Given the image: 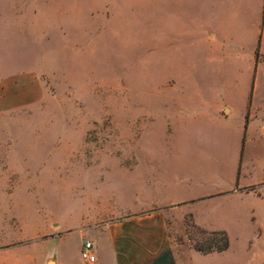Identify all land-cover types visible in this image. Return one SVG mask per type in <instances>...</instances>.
Wrapping results in <instances>:
<instances>
[{"label": "rangeland", "instance_id": "rangeland-1", "mask_svg": "<svg viewBox=\"0 0 264 264\" xmlns=\"http://www.w3.org/2000/svg\"><path fill=\"white\" fill-rule=\"evenodd\" d=\"M45 37L0 35V264H84L78 242L98 247L109 227L145 216L163 218L174 264H264V212L227 250L203 253L196 245L221 240L214 229L189 204L161 203L181 185L179 159L219 150L207 145V85L218 84L203 80L207 67L145 65L155 52L135 44L75 49ZM256 193L264 210V183ZM220 212L207 206L216 221Z\"/></svg>", "mask_w": 264, "mask_h": 264}, {"label": "crops", "instance_id": "crops-1", "mask_svg": "<svg viewBox=\"0 0 264 264\" xmlns=\"http://www.w3.org/2000/svg\"><path fill=\"white\" fill-rule=\"evenodd\" d=\"M36 32L75 49L154 50L141 58L145 65L207 67L203 80L218 82L207 85V145L219 150L179 159L173 170L181 185L161 203L189 204L200 226L229 236L254 225L264 212L256 193L264 183V0H0V35ZM234 81L246 84L229 87ZM210 205L221 209L219 221L207 215ZM166 227L155 216L114 224L102 245L92 241L95 264H174Z\"/></svg>", "mask_w": 264, "mask_h": 264}, {"label": "trees", "instance_id": "trees-1", "mask_svg": "<svg viewBox=\"0 0 264 264\" xmlns=\"http://www.w3.org/2000/svg\"><path fill=\"white\" fill-rule=\"evenodd\" d=\"M194 226L197 228H201L198 226L196 223H194ZM205 230V229H203ZM209 231V230H205ZM214 235H218L221 240L213 239L210 241L207 246H201V245H196V248L203 252V253H210L214 251H224L227 250L230 247V239L227 231L225 230H213L210 231Z\"/></svg>", "mask_w": 264, "mask_h": 264}, {"label": "built area", "instance_id": "built-area-1", "mask_svg": "<svg viewBox=\"0 0 264 264\" xmlns=\"http://www.w3.org/2000/svg\"><path fill=\"white\" fill-rule=\"evenodd\" d=\"M80 258L86 264H95L97 255L94 252V244L91 240H86L80 251Z\"/></svg>", "mask_w": 264, "mask_h": 264}, {"label": "bare ground", "instance_id": "bare-ground-1", "mask_svg": "<svg viewBox=\"0 0 264 264\" xmlns=\"http://www.w3.org/2000/svg\"><path fill=\"white\" fill-rule=\"evenodd\" d=\"M50 264H54V262H50Z\"/></svg>", "mask_w": 264, "mask_h": 264}]
</instances>
